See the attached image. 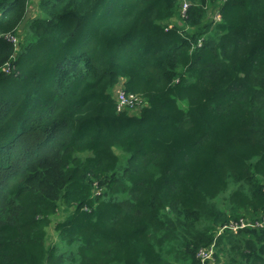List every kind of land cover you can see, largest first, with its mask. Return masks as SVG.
<instances>
[{
    "label": "trees",
    "instance_id": "1",
    "mask_svg": "<svg viewBox=\"0 0 264 264\" xmlns=\"http://www.w3.org/2000/svg\"><path fill=\"white\" fill-rule=\"evenodd\" d=\"M184 1L0 0V264H264V0Z\"/></svg>",
    "mask_w": 264,
    "mask_h": 264
},
{
    "label": "built area",
    "instance_id": "2",
    "mask_svg": "<svg viewBox=\"0 0 264 264\" xmlns=\"http://www.w3.org/2000/svg\"><path fill=\"white\" fill-rule=\"evenodd\" d=\"M189 8V2L187 0H185L183 2V6H182V16L186 17L187 15V10ZM214 17L221 19L220 14L218 12H216L214 14ZM173 27L172 24H169L168 27H166V29L168 30L169 28ZM6 38L12 42L13 44H15L16 46L18 45V39L17 36L12 34V33H8L6 34ZM12 63L11 62H7L4 65H2L0 67V73L2 72H9L11 69L15 68L12 67ZM116 96L118 99V106H117V110L119 112L126 110V109H139L142 108L144 106L143 100L137 96L136 94L133 93H127V91L125 90L124 86L122 85H118L116 87ZM257 224H260L263 226L264 224V218L261 222L257 221ZM223 227L222 228H218L219 230L217 231V233L222 232V230L224 229L227 230V228L229 229H233L234 231H237V229H239L240 227H244L247 225V222L244 219H240L239 221H231L227 224H222ZM215 251V243H213L209 248L207 249H202L199 253L200 259L202 264H207L208 260L211 259L213 253Z\"/></svg>",
    "mask_w": 264,
    "mask_h": 264
},
{
    "label": "rangeland",
    "instance_id": "3",
    "mask_svg": "<svg viewBox=\"0 0 264 264\" xmlns=\"http://www.w3.org/2000/svg\"><path fill=\"white\" fill-rule=\"evenodd\" d=\"M34 2H35V1H33V3H34ZM35 3H36V2H35ZM36 12H37V9H34L33 14L36 13ZM171 24L173 25V23H171ZM23 26H24V25H23ZM17 39H18V41L20 40L19 37H17ZM12 72H13V69L10 70V71L7 72V73H12ZM263 225H264V224H263ZM222 227H223V225H220L218 228L220 229V228H222ZM218 228H217V231L219 230ZM243 228H244V227H243ZM228 229H229V228H227V230H228ZM240 229H242V228H239V229H237V230H240ZM50 231H52V232H54V233L56 232L55 229H54V226H53V227H52V226L50 227ZM223 232H224V229L222 230L221 233H223ZM57 234H58L57 232L54 234V240H56ZM219 234H220V233H217V236H218ZM213 242L215 243L216 240H214ZM61 245H62V244H59V246H61ZM64 246H65V245H64ZM61 247H62V246H61ZM65 247H66V246H65ZM213 261H215V259H213ZM176 264H191V262H190V261H186V262H182V263L177 262Z\"/></svg>",
    "mask_w": 264,
    "mask_h": 264
}]
</instances>
